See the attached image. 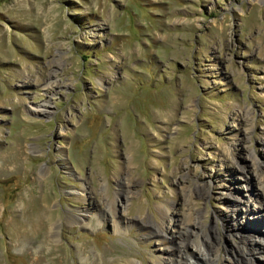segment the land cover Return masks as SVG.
<instances>
[{
	"label": "rangeland",
	"instance_id": "1",
	"mask_svg": "<svg viewBox=\"0 0 264 264\" xmlns=\"http://www.w3.org/2000/svg\"><path fill=\"white\" fill-rule=\"evenodd\" d=\"M261 177L264 0H0V264H233Z\"/></svg>",
	"mask_w": 264,
	"mask_h": 264
},
{
	"label": "bare ground",
	"instance_id": "2",
	"mask_svg": "<svg viewBox=\"0 0 264 264\" xmlns=\"http://www.w3.org/2000/svg\"><path fill=\"white\" fill-rule=\"evenodd\" d=\"M239 170L242 171L241 173H244V169L242 167L239 168ZM261 180L264 182V178L261 177ZM232 211L233 214H231V216L233 219L239 216V213L236 209H233ZM77 218L78 217H76V220L80 219ZM223 220L225 226H228V224H232L231 228H233L234 226L233 229L238 230V219L236 220V222L229 223L230 221L226 216L223 218ZM256 226H253L252 224H244L243 231H237V234L240 237V243H237L231 248L230 251H228V254L233 256V264H264V260L262 262H255L254 259V253L264 255V239L263 241H261L253 238L254 235L252 234V231H254V227ZM187 227L188 226H186L184 223L179 222V230H177V235L169 236L168 238L161 232V234L169 240L167 241V243H169V246L172 247V257L166 259V263L164 264H218L221 258L220 252L217 248L215 251H212V247L215 248V245L214 243H212L209 233H207V230H202V232H200V230L197 229L196 232H194L193 230L192 232L190 231V229L188 230ZM195 227L197 228V226ZM156 233H160V230H156ZM190 235L194 236L193 239L195 238L196 243H199L204 246V251L198 250L196 252L195 261L190 260L189 257L186 256L187 253L184 252L185 249L183 248L187 244ZM258 237L264 238V233L259 234ZM248 241L252 242L249 243L250 246H248L249 244L247 245Z\"/></svg>",
	"mask_w": 264,
	"mask_h": 264
}]
</instances>
